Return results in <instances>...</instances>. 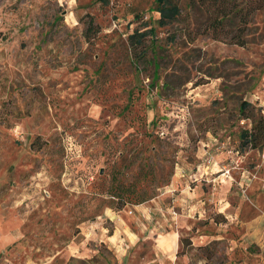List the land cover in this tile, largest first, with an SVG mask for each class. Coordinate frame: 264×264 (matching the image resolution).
I'll list each match as a JSON object with an SVG mask.
<instances>
[{
  "label": "rangeland",
  "instance_id": "obj_1",
  "mask_svg": "<svg viewBox=\"0 0 264 264\" xmlns=\"http://www.w3.org/2000/svg\"><path fill=\"white\" fill-rule=\"evenodd\" d=\"M177 3L159 27L154 0H0V264H140L152 241L118 256L110 213L174 230L175 264H264V153L238 110L262 113L264 9L238 47Z\"/></svg>",
  "mask_w": 264,
  "mask_h": 264
},
{
  "label": "trees",
  "instance_id": "obj_2",
  "mask_svg": "<svg viewBox=\"0 0 264 264\" xmlns=\"http://www.w3.org/2000/svg\"><path fill=\"white\" fill-rule=\"evenodd\" d=\"M155 11L159 17L157 24L159 27H165L175 22L181 12L177 0H154ZM208 17L207 26L200 32L203 35H209L215 41L227 40L228 44L238 47H245V35L250 16L264 9V0H247L244 7H238L236 0H196ZM236 20L238 26L234 31L226 30L228 24ZM150 32V31H148ZM148 32L135 33L130 36L132 45H140ZM239 114L242 119L250 120V129H244L240 133V147L242 149H264V114L261 109L247 102L241 101L239 105Z\"/></svg>",
  "mask_w": 264,
  "mask_h": 264
},
{
  "label": "crops",
  "instance_id": "obj_3",
  "mask_svg": "<svg viewBox=\"0 0 264 264\" xmlns=\"http://www.w3.org/2000/svg\"><path fill=\"white\" fill-rule=\"evenodd\" d=\"M258 106L262 108V113H264V102H262V100ZM219 142L220 138L212 137L209 144H216ZM261 150V152L264 153V149ZM220 177L219 175V178ZM262 181H264V179H262ZM226 184H228V182H226ZM262 188H264V185H262ZM260 196L264 199V194H260L259 197ZM109 218L110 220H114L116 230L110 235H105L104 238L105 242L113 244L114 247L117 248V252L119 253L118 256H124L128 249L151 240L152 250L150 256L144 259L140 264H164L165 261H169L167 264H175L174 260H176L177 250L179 248V235L174 230H170L161 235L158 234L156 229L152 228V226L145 225V222L139 223L140 221H138L139 227L131 228L121 216H115L110 213ZM141 226L143 228H141Z\"/></svg>",
  "mask_w": 264,
  "mask_h": 264
}]
</instances>
